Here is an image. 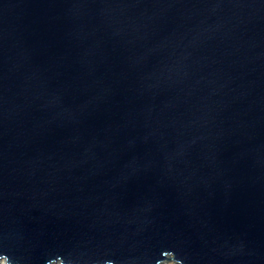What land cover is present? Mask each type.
<instances>
[{"label":"water","instance_id":"obj_1","mask_svg":"<svg viewBox=\"0 0 264 264\" xmlns=\"http://www.w3.org/2000/svg\"><path fill=\"white\" fill-rule=\"evenodd\" d=\"M0 260L264 264V0H0Z\"/></svg>","mask_w":264,"mask_h":264},{"label":"bare ground","instance_id":"obj_2","mask_svg":"<svg viewBox=\"0 0 264 264\" xmlns=\"http://www.w3.org/2000/svg\"><path fill=\"white\" fill-rule=\"evenodd\" d=\"M0 264H8V263H6L5 260L3 261L0 260ZM168 264H173V263H168Z\"/></svg>","mask_w":264,"mask_h":264},{"label":"rangeland","instance_id":"obj_3","mask_svg":"<svg viewBox=\"0 0 264 264\" xmlns=\"http://www.w3.org/2000/svg\"><path fill=\"white\" fill-rule=\"evenodd\" d=\"M1 261H3V260H1ZM6 262V261H5ZM7 263V262H6ZM165 264H168V263H165Z\"/></svg>","mask_w":264,"mask_h":264}]
</instances>
